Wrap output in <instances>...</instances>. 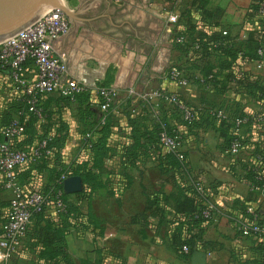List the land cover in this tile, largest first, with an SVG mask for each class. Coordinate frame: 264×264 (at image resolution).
I'll list each match as a JSON object with an SVG mask.
<instances>
[{"label":"crops","instance_id":"crops-1","mask_svg":"<svg viewBox=\"0 0 264 264\" xmlns=\"http://www.w3.org/2000/svg\"><path fill=\"white\" fill-rule=\"evenodd\" d=\"M67 2L75 17L86 19L104 14L109 18L68 19V32L52 43L55 55L65 62L67 77L89 89L113 87L118 94L116 106L121 108L120 112L111 113L108 119V154L103 158V167L100 170L88 167L90 174L97 176L95 181L84 185L77 175L75 163L80 156H74V174L68 178H80L82 190L68 195L85 215L86 228L81 231L70 226L62 234V251L70 259V264H249L258 259L257 240L242 237L234 222L248 218L249 210L263 216L264 194L249 190L251 157L226 154L229 137L225 124L221 127L208 110L223 109L229 119L259 111L260 94L245 88L247 85L241 84V79L248 77L264 82V68L256 72L251 59L237 68V55L229 69L226 62L230 59L217 54L203 59L194 57L191 52L186 56L179 54L174 48L172 34L175 25L168 23L167 16L176 14L179 17L182 12H193L189 0ZM251 4L252 0H205L206 10L219 12L218 31L224 36L229 35L235 51L244 48L242 51L248 54L256 53V45L250 42L245 49L241 35L249 37L256 32L264 35V26L247 19ZM196 15L194 11L193 17ZM261 40L264 41V36ZM172 65L186 71L189 78L196 76L199 79L209 70L216 74V82L211 85L191 82L180 90L182 100L198 116L197 126L192 130H188L178 114L164 104L155 118L142 100L152 91L167 87L162 77ZM23 76L29 80L35 78L33 63L24 65ZM105 83L109 85L105 86ZM129 92H133V96L129 97ZM82 96L88 100L83 98L71 103L57 94L43 97L41 105L48 119L41 133L65 135L67 144L81 142L82 131L79 130L91 128L94 118L97 121L102 116L96 106L90 105L92 94ZM16 99L9 74L0 72V123L2 114ZM87 108L92 112H85ZM160 122L178 127L184 135L186 167L185 171H179L175 180L170 169L160 167L155 150L149 148L145 139L144 134L151 132ZM251 134L250 127H245L247 151H264V139L253 143ZM67 147L63 148V155H66ZM26 167L19 168L17 173L27 171ZM30 176L32 182L27 187L42 188V175L32 172ZM194 182L204 186L217 214L216 220L201 233L196 252L185 260L174 254L169 245L170 235L185 218L167 207L163 200L176 186L187 189ZM82 192L84 198L78 202L74 195ZM11 199L10 192H0V216L8 210ZM150 201L162 206L161 213L156 212ZM83 203L86 210L81 207ZM94 205L105 208L96 211L95 215ZM54 221L53 212L48 210L36 228L54 224ZM3 229L0 227L1 232ZM35 232L36 229L33 231L32 228L25 235L14 256L6 258L0 249V264H54L56 259L41 256L48 251L40 245ZM34 253L40 256L35 257Z\"/></svg>","mask_w":264,"mask_h":264},{"label":"built area","instance_id":"built-area-1","mask_svg":"<svg viewBox=\"0 0 264 264\" xmlns=\"http://www.w3.org/2000/svg\"><path fill=\"white\" fill-rule=\"evenodd\" d=\"M259 15H264V3L258 4ZM178 15L168 14L167 21L175 25L178 22ZM69 30V21L59 10H50L40 16L33 24L19 32L13 38L0 45V71H7L12 83L15 95L18 99H25L28 112L39 122H44L45 115L41 105L43 97L57 94L75 103L77 98L92 94L91 106L104 115L120 112L117 105V91L113 87H96L89 89L85 84L67 77V68L62 58L54 53L52 43L65 35ZM263 33L259 35L263 38ZM247 35L242 34L240 39L246 40ZM178 44L185 43L183 37L175 40ZM199 47L194 44L192 49ZM257 58L252 65L256 72L264 68V50L256 51ZM249 60L244 53L240 52L236 58V67L240 68ZM33 63L35 78L29 80L24 78V65ZM213 77L199 78L200 84L211 81ZM166 88H160L144 96L143 102L150 108L152 115L158 118L160 106L164 104L178 114L181 123L185 126H192L198 121L197 113L186 104L181 96L180 90L188 87L191 83L189 77L179 66L172 65L162 77ZM129 92V97L133 96ZM260 110L252 114H242L229 119L223 109L210 111L217 121L229 123V132L232 136L230 144L226 148V154L231 157H239L247 154L251 157L248 172L252 176V182L248 185L249 190L256 193H264V151H247L248 144L244 136V128L249 126L252 132L253 143L264 139V96L259 98ZM120 106V105H119ZM133 112V111H132ZM104 123V119L102 120ZM157 134V155L174 157L180 164L185 163V139L182 131L174 126L160 122ZM5 142L0 143V192L7 191L12 195L9 202L4 235L0 239V249L6 258L13 256L21 247V240L24 237L33 214L41 212L47 205V196L37 190L25 191L19 184L16 173L25 165L34 163L41 158H51L52 151L48 148L51 137L48 136L38 141L29 151L16 149L13 146L14 140H21L24 137V127L18 119L1 131ZM90 136H86L89 138ZM63 181L66 179L61 177ZM199 195L206 197L202 204L204 209L202 217L210 221L216 220L217 210L214 204L207 198L206 190L200 182L194 184ZM62 192L54 197V206L58 213H66V206L61 200ZM249 217L234 222L238 233L244 237H252L255 240L264 239V217L258 212L249 210ZM184 251L186 249L184 248Z\"/></svg>","mask_w":264,"mask_h":264},{"label":"trees","instance_id":"trees-1","mask_svg":"<svg viewBox=\"0 0 264 264\" xmlns=\"http://www.w3.org/2000/svg\"><path fill=\"white\" fill-rule=\"evenodd\" d=\"M189 1L191 2V6L194 9L193 12L180 13L178 22L177 24H175V28L172 33L175 40L178 37H183L185 39V43L178 44L174 42L175 50L182 56H186V54L191 52L193 53L194 57L198 59L209 58L213 54H217L220 57H226L227 59L229 58L230 61L226 63H228V67L229 69H231L234 58H236V55L238 56L240 52L243 53L245 51H242L244 48H242L239 52L235 51V45L232 44L229 35L224 36L222 35V33H220V31H218L219 26L217 23V19L219 18V12H210L206 10L205 0ZM260 2L264 3V0H252L247 19L248 21L257 23L263 27L264 15H259L258 13V4ZM194 11L195 14H197L196 17H193ZM250 42L255 43L256 50L259 48H262L264 50V41L259 38V33L257 35L256 32V35L254 34L252 36H249L242 42L244 43L245 49L247 48V44H249ZM194 44L198 45L199 48L197 50L192 49ZM244 56H246L248 60H255L257 58L256 53H245ZM181 70L186 73V71H184L183 69ZM210 75L213 77V79L209 81V83L205 82L203 84L211 85V83L216 82V74L210 72V70L204 73V76H201L200 78H207ZM232 75L234 76L233 72ZM229 76H231V74ZM189 80L194 84L200 83L199 79L196 78V76H191ZM241 80H243L241 84L247 85L245 86V88H250V90L253 89L252 91L260 94V97L264 96V82L256 79L250 80L248 77H243ZM106 85H109V83H105V86ZM85 97L86 96L78 97L76 102H79L83 98L88 100V98ZM66 101L69 102L67 99ZM126 103L128 105V101ZM87 109L88 110H86L85 112H92L90 108ZM211 110L214 109L208 110L209 115ZM43 113L45 115V119L44 122L41 123L28 112L25 99H16L12 107L2 114L0 123V143L6 141L5 138L1 135V131L5 127L9 126L14 119H18L20 124H22L24 127V138L22 140H14L12 143L14 148L16 149L29 151L38 141L48 136L51 137V141L48 143V148L52 151V157L49 159L41 158L34 163L28 164L26 167L27 171L25 170L21 174L16 173V176L20 186L24 188V190H26L28 184H31L32 182L30 178L33 175L30 176V173L37 172L38 176L42 175L41 177L43 178V191L39 192L46 195L48 199V205L41 212L33 214L30 223V225L32 224V227L29 225L25 235H27V233H29L32 228L33 231L36 229L35 233L38 235L37 239L40 245L46 251H48V254L43 252L41 256L47 258L48 256H51L52 259H56L57 261H55L54 264H60V261H62L61 264H70V259L62 251V234L64 230L68 229V227L70 226L76 227V229L83 231L86 228L84 220L85 215L82 213L78 203H75L74 200H71L72 196L66 194L62 188L64 181L61 177L63 176L64 178H68L74 174L72 171L73 163L66 162V157L62 154V149L66 143L65 135L53 136L51 134H48L47 132L41 133V129L46 126L48 119V114L46 113L44 108ZM110 114L111 113H109L105 117L104 115H102L101 118H99L97 121L95 117L93 126L82 131L81 148L89 155H87L88 157L86 161L88 163H84L85 167H83L82 165L76 167L78 168L77 175L81 177L84 185L91 181H95L97 177L90 174V168L88 167L90 166L95 170H100L103 167V158L108 154L106 148V139L109 135L108 119ZM103 119L104 123H102ZM218 122L220 123L221 127H223V124H225L226 133L229 137L227 143L228 146L230 144V141L232 140V136L229 132L230 125L225 121ZM196 126L197 123L192 126H188L187 129L192 130ZM158 128L159 125L153 128L151 132L144 134L146 136L145 139L149 145V148L154 149L156 155L158 149V147L156 146V139L159 131ZM62 129H65V127L61 128V130ZM88 135L90 137L86 138V136ZM157 160L161 168H165L166 170L168 168L171 170V172H173L171 176L174 180L178 175H180V170L185 171L186 162L180 164L174 157L168 156L163 159L162 156L157 155ZM43 173H45V176H43ZM252 179L253 178L251 176V180L249 182H252ZM195 183L196 182L192 183L187 189L176 186L174 191L163 200V203L167 207H170L176 214H182L185 218L184 221H181L177 224L169 237V245L173 253L176 254L179 258L185 260L191 257L196 252L195 248L198 246L197 244L201 240V233L207 225L212 223V221L204 219L202 217V211L204 209L202 204L205 202L206 197L197 193L194 186ZM58 192H62L61 200L66 206V213H58L54 206V197ZM74 196L79 202L84 198V192ZM150 202L151 205H155L156 212L161 213V209H163L162 206L160 207L156 205L155 201ZM48 209H54L53 214L55 223H51L45 227H38L37 229L36 225L42 218L46 216V214L48 213ZM6 216L7 211L5 214L0 216V227H4L6 223ZM3 235L4 229L3 232H1L0 230V239L3 237ZM24 237L22 238L21 242L23 241ZM246 239L256 241L252 237H247ZM256 244L259 258L249 264H264V239L260 241L258 240ZM205 245L208 244L205 243ZM184 248L186 249V251H184ZM18 252L19 250L15 254H13V256Z\"/></svg>","mask_w":264,"mask_h":264},{"label":"water","instance_id":"water-1","mask_svg":"<svg viewBox=\"0 0 264 264\" xmlns=\"http://www.w3.org/2000/svg\"><path fill=\"white\" fill-rule=\"evenodd\" d=\"M50 10L61 11L67 19L87 21L94 18L75 17L61 0H0V45L16 36L19 32L33 24L40 16ZM110 20V19H109ZM66 194L78 193L82 190V182L78 177L67 178L62 185Z\"/></svg>","mask_w":264,"mask_h":264},{"label":"rangeland","instance_id":"rangeland-1","mask_svg":"<svg viewBox=\"0 0 264 264\" xmlns=\"http://www.w3.org/2000/svg\"><path fill=\"white\" fill-rule=\"evenodd\" d=\"M61 2H62V4H64L68 8L67 0H61ZM64 127H65V125H64ZM84 130H85V128H81L79 131H84ZM66 146H68L67 149H65V151H66V153H65L66 154L65 155L66 156V162L74 163L75 162L74 156L78 154V156H80V157L77 159V162H75L76 166L82 165L83 167H85L84 163L87 161L86 155H88V154H87V152H85L81 148V142L80 141H77V142L76 141H70V142H68V144L66 142L63 148H65ZM86 163H88V162H86ZM30 190L43 191L42 188H28V187L26 188L25 191H30ZM81 207L83 210H86L85 203L81 204ZM104 208L105 207H100V205H94L93 210H94L95 215H96V211L100 212ZM48 210H51V213L52 212L54 213V209H48ZM34 255H35V257L40 256L37 253H34Z\"/></svg>","mask_w":264,"mask_h":264}]
</instances>
